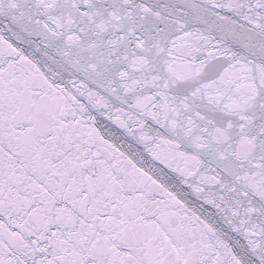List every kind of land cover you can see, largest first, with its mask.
Segmentation results:
<instances>
[{
    "label": "snow or ice",
    "instance_id": "obj_1",
    "mask_svg": "<svg viewBox=\"0 0 264 264\" xmlns=\"http://www.w3.org/2000/svg\"><path fill=\"white\" fill-rule=\"evenodd\" d=\"M0 264H264V0H0Z\"/></svg>",
    "mask_w": 264,
    "mask_h": 264
}]
</instances>
